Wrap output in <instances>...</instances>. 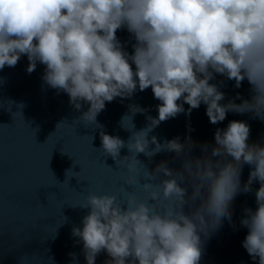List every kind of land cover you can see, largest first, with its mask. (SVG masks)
I'll list each match as a JSON object with an SVG mask.
<instances>
[{
    "label": "clouds",
    "instance_id": "1",
    "mask_svg": "<svg viewBox=\"0 0 264 264\" xmlns=\"http://www.w3.org/2000/svg\"><path fill=\"white\" fill-rule=\"evenodd\" d=\"M119 30L130 34L131 53ZM22 56L29 74L44 65L43 82L66 93L77 110L89 105L81 119L100 129L105 156L130 173L142 167L148 181L138 179L144 198L128 185L132 191L91 193L78 205L90 209L83 227L72 229L87 264L102 252L105 264H200L205 239L225 219L232 222L236 197L253 192L256 182L257 207H246L240 219L247 229L242 247L264 264V146L248 142L250 125L231 120L217 128L214 146L203 144V156L195 158L191 137L186 144L149 139L161 122L185 113V104L190 116L203 103L214 125L229 112L264 120V0H0V70ZM217 75L236 88L246 80L251 98L236 103L238 93L221 103L225 93L211 83ZM148 88L160 101L158 117L147 116L148 125L136 131L133 117L147 109L129 105L132 115L120 122L132 133L128 140L107 134L97 121L106 102ZM129 117L134 130L124 126ZM124 148L130 155L120 159ZM165 151L185 154L179 170L161 161L150 171L138 159ZM244 165L251 170L242 184Z\"/></svg>",
    "mask_w": 264,
    "mask_h": 264
},
{
    "label": "water",
    "instance_id": "2",
    "mask_svg": "<svg viewBox=\"0 0 264 264\" xmlns=\"http://www.w3.org/2000/svg\"><path fill=\"white\" fill-rule=\"evenodd\" d=\"M117 36L131 53L130 34L119 30ZM28 65L27 56H22L15 67L0 70V264H87L82 242L78 243L79 238L72 236V229L83 227L82 219L90 209L78 205L85 203L91 193L122 194L124 187L127 191L134 189L139 198H144L147 193L138 179L141 176V184L148 181L142 176V167L130 173L100 150V129L81 119L88 104L81 102L82 108L77 110L66 93H58L43 82L44 65L37 63L31 74L26 71ZM211 83L225 93L221 103L229 102L238 93L242 99L236 103L251 98L246 80L240 88L234 86L235 81L220 75ZM159 103L151 88L137 91L131 98L117 97L106 102L97 121L107 134L127 141L132 133L121 127L120 122L125 114L132 115L129 105L147 109L146 113L133 117L138 131L148 125L147 116L158 117L156 106ZM184 107L187 112L190 106L185 104ZM186 112L161 122L149 134V139L156 136L163 143L179 138L186 144L191 137L195 144L191 156L202 157L201 146H214L217 128H225L231 120H241L251 128L248 142L264 146V120L254 113L229 112L224 121L214 125L203 103L193 109L190 116ZM124 126L133 129L130 117L124 121ZM126 155L130 153L124 148L120 159ZM184 155L178 157L175 152L165 151L151 160L144 154L138 159L150 171L161 161H166L170 169L179 170ZM250 170V166L244 165L242 184L247 181ZM252 187L253 192L236 197L232 222L225 219L205 239L200 264H257L242 247L247 229L240 225L243 210L257 207L255 190L259 183ZM69 253H75L76 257ZM107 259L106 252H102L96 264H105Z\"/></svg>",
    "mask_w": 264,
    "mask_h": 264
}]
</instances>
